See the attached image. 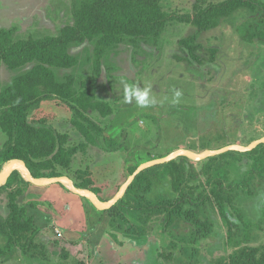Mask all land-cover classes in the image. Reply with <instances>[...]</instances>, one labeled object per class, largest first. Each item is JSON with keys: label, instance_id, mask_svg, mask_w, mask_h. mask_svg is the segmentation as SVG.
<instances>
[{"label": "rangeland", "instance_id": "1", "mask_svg": "<svg viewBox=\"0 0 264 264\" xmlns=\"http://www.w3.org/2000/svg\"><path fill=\"white\" fill-rule=\"evenodd\" d=\"M217 1L221 0H160V4L167 12L186 13ZM248 19L253 23L255 14L240 9L221 19L217 27L202 32L191 24L170 21L159 37H141L135 43L112 47L102 59L96 79V98L108 102L112 113L102 117L97 111L87 112L102 133L96 145L73 157L64 175L91 178L107 201L143 162L180 148L208 151L229 143L247 145L263 136L264 43L261 39L249 42L240 36L237 30ZM71 23V0H0V29L14 28V38L56 35ZM260 28L264 29V23ZM192 35L201 46L197 54L203 57L202 62L192 60L178 44L180 38ZM68 50L77 57V65L54 70L59 80L71 74L79 89L91 73L93 42L74 44ZM31 65L8 69L2 64L0 88ZM126 84L150 88L155 103L140 107L134 99L126 102ZM176 90L182 93L178 99L174 97ZM33 114L36 118L47 117L48 123L64 132L70 143L82 140L72 123L76 117L72 104L57 98L42 100ZM5 139L0 129V148ZM175 159L188 168L192 166L195 172L207 162L206 158L187 156ZM208 163L224 166L231 180L237 182L250 167L251 159L228 154ZM161 170H151L146 176ZM167 182L160 179L147 194L144 202L148 208H139L143 205L138 199L141 180L124 193L134 197L122 196V202L115 203L113 210L101 209L80 197L78 201L85 208L81 219H72L61 202L62 197L70 199L71 195L61 187L67 188L64 184L31 183L20 202H35L30 212L38 228L36 246L28 249L17 242L9 259L0 264H183L184 260L186 264L190 255V264H214L220 258L226 262L232 248L218 213L210 212L212 226L206 237L188 242L187 236L194 229L192 222L169 218V208L158 204L161 196H170ZM8 190L0 188V217L8 213ZM242 207L254 225H259L254 228L257 238L252 244H264V182L242 202ZM5 242L6 237L0 235V247Z\"/></svg>", "mask_w": 264, "mask_h": 264}, {"label": "trees", "instance_id": "2", "mask_svg": "<svg viewBox=\"0 0 264 264\" xmlns=\"http://www.w3.org/2000/svg\"><path fill=\"white\" fill-rule=\"evenodd\" d=\"M240 9L255 14L253 23L248 19L239 27L240 36L249 42L261 39L264 43V29L260 28L264 23V0H221L197 6L186 13L165 11L160 0H71L73 23L63 26L56 35L14 38V28H1L0 66L18 69L32 65L0 88V129L6 136L0 148V169L12 159H21L34 177L64 175L73 157L78 152H86L88 146L96 145L102 133L100 125L87 112L97 111L102 117L112 113L108 102L96 98V79L101 73L102 59L112 47L126 42L135 43L141 37H159L170 21L191 24L199 32L208 31L217 27L221 19ZM196 39V35L186 36L180 38L178 44L186 49L192 60L202 62L203 57L197 54L201 46ZM85 41L93 42L91 73L78 89L71 74L59 80L54 69L75 67L77 57L68 48ZM210 54L213 60L214 51ZM50 98L72 104L76 115L72 123L82 140L70 143L64 132L55 130L48 123L47 117L34 116V109L40 102ZM228 154L251 159L250 167L237 182L231 180L224 166L208 163ZM206 159L199 172L176 159L154 165L136 175L128 188L141 180L143 185L138 187V199L143 201V205L139 208H148L144 202L147 194L157 187L160 179L168 181L170 196H161L158 204L169 208V218L173 216L178 218L176 221L192 222L194 229L187 236L188 242L194 243L207 236L212 226L210 212L216 211L227 227V241L232 251L226 262L220 258L215 259L214 264H264V244H252L257 238L254 228L259 225H254L242 207V202L253 196L264 182V143L250 151H228ZM159 168L162 170L146 176L147 172ZM69 177L76 187L90 189L103 200L101 189L92 185L91 178ZM29 185L31 183L15 170L0 186L9 189L8 213L0 217V235L6 237L5 244L0 247V261L9 259L17 242L26 244L28 249L36 246L34 239L38 228L30 212L35 202H20ZM61 187L71 194L70 199L63 198L66 203L80 199L81 196ZM123 196L134 197L130 193ZM122 198L116 202L117 205ZM113 208L114 205L107 210ZM190 256L186 264L191 263Z\"/></svg>", "mask_w": 264, "mask_h": 264}, {"label": "water", "instance_id": "3", "mask_svg": "<svg viewBox=\"0 0 264 264\" xmlns=\"http://www.w3.org/2000/svg\"><path fill=\"white\" fill-rule=\"evenodd\" d=\"M261 143H264V135L261 136L260 138L253 140L251 143L247 145H241L238 143H229V144H226L216 149H211L208 151H201V152H195L190 149L180 148L170 154H167L166 156L152 159V160L139 164L135 168V170L127 177L125 182L121 184L116 194L107 201L101 200L97 196V194L93 192L92 190L76 187L73 183V180L67 175L52 176V177H34L29 171V169L27 168L26 163L21 159H12L9 162L5 163L6 166L4 165L5 167L3 166L0 170V184L5 183L6 179L10 176V174L16 170L22 175V177L25 180L29 181L30 183L34 185L42 186V185H48V184H53V183H62L72 193L88 199L90 202H92L97 207L101 209H109L124 195L125 191L129 187L130 183L133 181L135 176L138 175L141 171H143L146 168L152 167L157 164L169 162L178 156H187V157L202 160V159H205L211 156H216L224 152H228V151L246 152V151L252 150L253 148H255L257 145Z\"/></svg>", "mask_w": 264, "mask_h": 264}, {"label": "clouds", "instance_id": "4", "mask_svg": "<svg viewBox=\"0 0 264 264\" xmlns=\"http://www.w3.org/2000/svg\"><path fill=\"white\" fill-rule=\"evenodd\" d=\"M181 92L176 90L174 92V97L179 98L181 96ZM125 101L131 103L133 99L136 104L140 107H148L155 103V100L150 95V88H139L138 86L133 85H125Z\"/></svg>", "mask_w": 264, "mask_h": 264}, {"label": "crops", "instance_id": "5", "mask_svg": "<svg viewBox=\"0 0 264 264\" xmlns=\"http://www.w3.org/2000/svg\"><path fill=\"white\" fill-rule=\"evenodd\" d=\"M61 191L62 190H60V192H59L58 198H61V195H60ZM62 198H61V202L63 203V206L68 207V213H70L72 219H74L76 217H79V219H81L82 218V211H83V209L85 210V208L79 203V201L78 200H70L69 203H66L65 200ZM74 222H77V221H74Z\"/></svg>", "mask_w": 264, "mask_h": 264}, {"label": "bare ground", "instance_id": "6", "mask_svg": "<svg viewBox=\"0 0 264 264\" xmlns=\"http://www.w3.org/2000/svg\"><path fill=\"white\" fill-rule=\"evenodd\" d=\"M5 166H6V165H5ZM5 166H4V167H5Z\"/></svg>", "mask_w": 264, "mask_h": 264}]
</instances>
